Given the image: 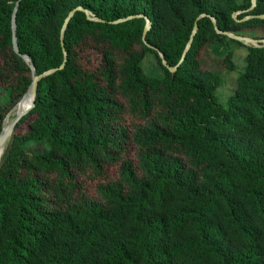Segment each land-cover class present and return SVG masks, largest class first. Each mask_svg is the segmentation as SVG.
<instances>
[{"label": "trees", "instance_id": "16d2710c", "mask_svg": "<svg viewBox=\"0 0 264 264\" xmlns=\"http://www.w3.org/2000/svg\"><path fill=\"white\" fill-rule=\"evenodd\" d=\"M250 6L0 0V133L31 83L20 54L37 76L54 70L0 156V264H264V18L241 21L264 0ZM77 7L90 16L76 11L61 35ZM140 14L145 42L144 19H126ZM216 29L259 41L224 104L199 55L242 43ZM158 53L169 67L184 59L170 72ZM147 54L161 76L141 67Z\"/></svg>", "mask_w": 264, "mask_h": 264}, {"label": "water", "instance_id": "95a60500", "mask_svg": "<svg viewBox=\"0 0 264 264\" xmlns=\"http://www.w3.org/2000/svg\"><path fill=\"white\" fill-rule=\"evenodd\" d=\"M256 5V0H251V6L249 7V9L247 11H250L254 8V6ZM18 6H19V1H17L14 5V8H13V11H12V16H11V29H12V48L14 50L15 53H18V47H17V42H16V37H15V28H16V24H15V18H16V12H17V9H18ZM76 11H82L84 12L87 16H90L89 13L87 11H85L83 8L81 7H77V8H74L73 10H71L67 17L65 18L64 22H63V25L61 27V35L63 34L65 28H66V25L68 24L71 16L76 12ZM236 14L233 15V17H235ZM253 17H257L259 19H263L264 18V15H249V16H245L241 21H245L247 19H250V18H253ZM130 18H143L144 21H145V26H144V29H143V32H142V36H141V40L143 42H145V35L148 31V29L150 28V21L149 19L144 16V15H133V16H130L126 19H130ZM126 19H121V20H118L116 21L115 23L117 22H121V21H124ZM199 19V17L197 18ZM93 20H97L96 18H93ZM211 20L213 22V25L215 27V20L214 18L211 17ZM216 28V27H215ZM196 29H197V21L194 23V26H193V30H192V34H191V37H190V40L187 44V47L185 49V51L189 48L190 44H191V41H192V36L195 34L196 32ZM217 30V29H216ZM218 33L220 34H223L225 36H227L228 38H231L233 40H236L238 42H241V43H246L247 45H252V46H258L257 43L259 42L258 40H254V39H251V38H248V37H243V36H239V35H233L231 33H228V32H219L217 30ZM263 46H264V41H263ZM158 56L159 58L161 59V64L166 67L170 72H174L177 65H179L183 59H184V55H182V57L180 58L179 62L177 63L176 66L174 67H169L165 60L163 59V56L161 53H158ZM20 57L26 62L28 63V66L29 68L31 69V83L30 85L28 86L25 94L22 96L21 100L16 104V106L14 107V116L12 119H10L8 121V123L3 126L2 130H1V133H0V149L3 151V148L5 146V143L7 141V139L9 138V136L11 135L15 125L19 122V120L25 116L27 113H29V111L33 108L34 106V99H35V93H36V84H37V81L40 80L41 77H43L44 75H47L51 72H53L54 70H52L51 72H47L41 76H37L35 74V70H34V66L30 60V58L26 55H23V54H20ZM63 65H61L60 67H62ZM26 100H29V103L28 104H25L24 101Z\"/></svg>", "mask_w": 264, "mask_h": 264}, {"label": "rangeland", "instance_id": "374dc122", "mask_svg": "<svg viewBox=\"0 0 264 264\" xmlns=\"http://www.w3.org/2000/svg\"><path fill=\"white\" fill-rule=\"evenodd\" d=\"M258 34H261L260 31ZM246 46V43H242V45L235 42H227L226 44L215 43L209 46H205L199 55L200 60H202V67L207 70H216L221 78L220 86L216 90V96L218 97V101L221 104H224L225 100L228 99V97L232 94L233 89L235 88L236 77L239 73L242 72V68L244 67V57L246 54ZM227 52L232 53L231 60L236 66V69L233 72H228L224 69L222 57H224ZM92 62L93 57H91L89 63L86 62V67L90 68L89 65L92 64ZM141 67L144 69L147 75L161 76L162 74L160 66L158 65L155 57H153L151 54H147L145 56ZM2 95L3 94H0V102L4 101V96ZM14 107L9 112L8 117L14 115ZM6 121L7 119L5 120V122ZM110 173L112 176H116L117 168L112 167ZM85 183L88 187H91L93 184L89 180H86Z\"/></svg>", "mask_w": 264, "mask_h": 264}, {"label": "bare ground", "instance_id": "6f19581e", "mask_svg": "<svg viewBox=\"0 0 264 264\" xmlns=\"http://www.w3.org/2000/svg\"><path fill=\"white\" fill-rule=\"evenodd\" d=\"M24 103H25V104H28V103H29V100L24 101ZM8 121H9V120H7V121L5 122L4 126L8 123ZM1 154H2V150L0 149V156H1Z\"/></svg>", "mask_w": 264, "mask_h": 264}]
</instances>
